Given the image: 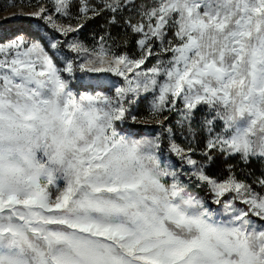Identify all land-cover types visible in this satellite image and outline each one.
Listing matches in <instances>:
<instances>
[{"label": "snow or ice", "instance_id": "obj_1", "mask_svg": "<svg viewBox=\"0 0 264 264\" xmlns=\"http://www.w3.org/2000/svg\"><path fill=\"white\" fill-rule=\"evenodd\" d=\"M3 11L0 264H264V0Z\"/></svg>", "mask_w": 264, "mask_h": 264}, {"label": "trees", "instance_id": "obj_2", "mask_svg": "<svg viewBox=\"0 0 264 264\" xmlns=\"http://www.w3.org/2000/svg\"><path fill=\"white\" fill-rule=\"evenodd\" d=\"M103 20H98L94 25H90L84 32L83 37H87L89 33L93 30H97L101 24H103ZM14 30V24L10 21L7 23H3L0 25V38H3L5 35H11V32ZM79 84V82H77ZM88 89L87 87H85ZM126 128H130L133 132L137 133V136H142L145 129H149L148 126L140 125V124H127L125 125ZM229 163L239 164L241 167L244 168V165L239 162L238 160H230ZM213 171L221 170L223 168V161L222 158L219 161H216L213 166ZM253 171L256 175H259L262 171H264V162L253 160L251 164L245 168V171ZM217 171V172H218Z\"/></svg>", "mask_w": 264, "mask_h": 264}, {"label": "rangeland", "instance_id": "obj_3", "mask_svg": "<svg viewBox=\"0 0 264 264\" xmlns=\"http://www.w3.org/2000/svg\"><path fill=\"white\" fill-rule=\"evenodd\" d=\"M7 3H8V0H0V16L7 15V12L3 11V9ZM8 11H11V9H9ZM3 23H4L3 21H0V25ZM152 63H154V61H151L149 63V66H151ZM78 75H80V74H78ZM91 75L95 77V76H110L111 74H91ZM77 90H79V91H92V89H89V88L86 89L85 87H78ZM146 109H147V101L141 99V101L139 102L136 114L137 115H144V114H146ZM174 120H175V118H173V124H174ZM128 124L131 125L132 124L131 121H129ZM144 126H148L149 129H145L142 136L154 135L156 132L160 131V129L155 125H144ZM139 137L140 136H137V138H139ZM235 165L237 166L238 172L241 168H243V167H241L240 163L238 165L237 164H235ZM216 171H218V170H216Z\"/></svg>", "mask_w": 264, "mask_h": 264}]
</instances>
